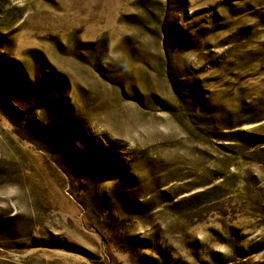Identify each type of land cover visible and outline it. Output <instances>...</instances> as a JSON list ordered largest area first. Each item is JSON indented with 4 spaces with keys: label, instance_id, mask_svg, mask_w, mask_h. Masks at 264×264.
I'll list each match as a JSON object with an SVG mask.
<instances>
[{
    "label": "rangeland",
    "instance_id": "374dc122",
    "mask_svg": "<svg viewBox=\"0 0 264 264\" xmlns=\"http://www.w3.org/2000/svg\"><path fill=\"white\" fill-rule=\"evenodd\" d=\"M0 264H264V0H0Z\"/></svg>",
    "mask_w": 264,
    "mask_h": 264
}]
</instances>
